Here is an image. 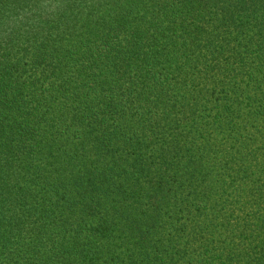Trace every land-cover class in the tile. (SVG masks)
Wrapping results in <instances>:
<instances>
[{"label":"trees","instance_id":"obj_1","mask_svg":"<svg viewBox=\"0 0 264 264\" xmlns=\"http://www.w3.org/2000/svg\"><path fill=\"white\" fill-rule=\"evenodd\" d=\"M0 264H264V0H0Z\"/></svg>","mask_w":264,"mask_h":264},{"label":"clouds","instance_id":"obj_2","mask_svg":"<svg viewBox=\"0 0 264 264\" xmlns=\"http://www.w3.org/2000/svg\"><path fill=\"white\" fill-rule=\"evenodd\" d=\"M15 15H19V13H15Z\"/></svg>","mask_w":264,"mask_h":264}]
</instances>
